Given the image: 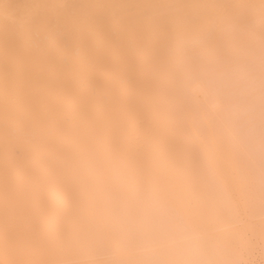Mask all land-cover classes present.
<instances>
[{
	"label": "bare ground",
	"instance_id": "6f19581e",
	"mask_svg": "<svg viewBox=\"0 0 264 264\" xmlns=\"http://www.w3.org/2000/svg\"><path fill=\"white\" fill-rule=\"evenodd\" d=\"M245 105L263 115L264 0H0V264H251Z\"/></svg>",
	"mask_w": 264,
	"mask_h": 264
},
{
	"label": "rangeland",
	"instance_id": "374dc122",
	"mask_svg": "<svg viewBox=\"0 0 264 264\" xmlns=\"http://www.w3.org/2000/svg\"><path fill=\"white\" fill-rule=\"evenodd\" d=\"M247 48H248V47H247ZM250 54H251V53H250ZM246 55H247V56H246ZM252 55H254V54H252ZM252 55H250V56H252ZM232 56L235 57L236 63H239V65H240L241 62H242L241 65L246 64L245 62H247V61L249 62V59H251V58H249V55L247 54L246 50H244V45L241 46V47H240L239 49H237L236 51H234V53H233ZM245 56H246L247 58H244ZM252 59H253V58H252ZM233 60H234V58H233ZM235 60H234V61H235ZM239 61H240V62H239ZM248 62H247L246 65H248ZM233 63H235V62H233ZM212 64H214V63H212ZM231 64H232V63H231ZM251 64H252V63H251ZM232 65H233V64H232ZM235 65L237 66V64H235ZM239 65H238V66H239ZM233 66H234V65H233ZM238 66H237V67H238ZM249 66H250V65H248V67H249ZM234 67H235V66H234ZM234 67H233V68H234ZM230 68H232L231 65H230ZM235 68H236V67H235ZM240 68H242V67H239L238 69L240 70ZM244 68H245V65H244ZM236 69H237V68H236ZM236 72H237V71H236ZM233 73H235L234 70H233ZM235 74H236V73H235ZM235 74H234V75H235ZM238 74H239V73H238ZM240 75H242V73H241ZM240 75H239V76H240ZM235 76H236V75H235ZM237 77H238V76H237ZM241 78L243 79V77H241V76H240V78L238 77V79H236V77H234L233 80H236V81H235V83H236V82L239 81V79H241ZM244 79H246V78L244 77ZM244 79H243V80H244ZM244 81H247V80H244ZM229 83H231V81H230ZM239 83H240V82H239ZM227 84H228V83H227ZM227 84H226V85H227ZM232 84H233V82H232ZM232 84H230V85H232ZM242 84H243V83H242ZM245 84L247 85V82H245ZM245 84H244V85H241V83H240V85H241L242 88L246 87ZM226 85H225L224 87H226ZM234 85H235V84H234ZM234 85H233V86H234ZM237 85H239V84H236V86H237ZM227 86H228V85H227ZM231 87H232V86H231ZM231 87L228 86V87H226V88H227L228 91H229V89H230ZM226 88H224V89H226ZM224 89H223V90H224ZM231 89H232V88H231ZM235 89H236V87L234 88V90L232 89V91H235ZM239 90H241V89H239ZM242 90H243V89H242ZM225 91H226V90H225ZM222 93H224V91H223ZM225 93H228V92H225ZM231 93H232V95L234 94V96L236 95V92H234V93L231 92ZM231 93H229V94H231ZM238 93H242V95H243V92H241V91L238 92ZM238 93H237V94H238ZM244 94H245V93H244ZM227 95H228V94H226L225 97H227ZM232 95H230V97H232V98H230V99H235V97L232 96ZM238 95H239V94H238ZM153 97H154V95H153ZM236 97H237V95H236ZM153 99H154V98H153ZM155 99H156V98H155ZM156 100H157V99H156ZM156 100L154 101V104L157 103V104H155V106H156V105H157V106H160V103H161V102H160V101H159V102H158V101L156 102ZM206 100H207V98H206ZM185 101H186V100H185ZM185 101H183V105H184V104H187V102H185ZM202 101H203V100H202ZM202 101H201V102H202ZM228 101H231V100H228ZM242 101H246V98H245V100H242ZM242 101H240L242 105L246 104V103L243 104ZM246 102H247V101H246ZM202 103L205 104L204 102H202ZM161 104H163V102H162ZM198 104H200V102H199ZM237 104L240 105V103H237ZM242 105H240V107H241V109H240V108H237V106H236V104H235V105H233L232 109H233V108H234V109L236 108V109H237V112H238L239 109H240V111H241V110H242V107H244V106H242ZM246 105H247V104H246ZM246 105H245V108H246V109H247V108H250L249 106L246 107ZM157 106H156V107H157ZM199 106L202 107V105H199ZM199 106H197V107H199ZM203 106H204V105H203ZM234 106H235V107H234ZM183 107H184V106H183ZM185 107H186V105H185ZM238 107H239V106H238ZM186 108H187V107H186ZM245 108H243V109H245ZM236 109H235V113H236ZM252 109H253V108H252ZM181 110H182V109H181ZM184 110H185V109H184ZM184 110H182V111H180V109H179V111L172 110L173 112H172V111H171V112H172L173 116H174V114H176L177 112H182V113H177V114H179L180 116H183V115L185 116V115L187 114L188 117H189V116H190V114H188L189 111H187V113H186V111H184ZM186 110H187V109H186ZM253 110H254V109H253ZM253 110H251V108H250V109H249L250 112H248V113H250V114H249V118H252V119H250V120H254L253 118H255V116H254V117L251 116L252 114H253V115H256V114H254V111H253ZM218 111H219V110H218ZM240 111H239V112H240ZM243 111H244V110H243ZM243 111H242V113H243ZM245 111H246V110H245ZM245 111H244V113H245ZM251 111H252V112H251ZM261 111H262V110H261ZM261 111H258V114H259V113L261 114ZM171 112H170V113H171ZM183 112H184L185 114H184ZM189 113H190V112H189ZM218 113H219V112H218ZM240 113H241V112H240ZM240 113H238V114L241 115ZM246 113H247V112H246ZM246 113L241 115V116H243V117H241V118L243 119V120H241V127H245V128H246L247 125H251V124H252V126H253V125H255V123H257L258 121H262V120H263V123L260 124L261 122H259L257 125L260 124L259 126H262V125L264 124V118H263V117H264V112H263V115H261V116L259 115L260 117L255 118V119H258V118H261V117H262L263 119L256 120V121H255V120H254V121H250L251 124H249L250 122H248L247 124L245 123V120H247V118H248V117L246 116ZM220 114H221V112H220ZM220 114H219V116H217V117H218V120L216 119L217 117H216V118H213V120L216 119V121L214 120L215 123H212L215 127H213V125L211 124V125H212V128H210V129H212V131L217 130V129H214V128L218 127V126H216L215 124H216L220 119H222V118H219V117H221ZM238 114H236V115L239 117ZM244 115H245V116H244ZM173 116L171 115V118H172ZM184 116H183V118L180 117L181 119H178L179 116L177 117V116L175 115V117H174L173 119H171V120H174V122H176L177 125H179L180 123L178 124V122H180L182 119H184ZM256 116H257V115H256ZM176 117H177V118H176ZM185 117L187 118V116H185ZM222 117H223V116H222ZM244 117H247V118L244 119ZM166 118L168 119V117H166ZM188 119H189V118H188ZM175 120H178V121H175ZM179 120H180V121H179ZM186 120H187V119H186ZM213 120H212V121H213ZM238 120H240V118H239ZM183 121L185 122V120H183ZM242 121H244L245 124H244ZM252 122H253V123H252ZM239 123H240V122L238 121V124H239ZM242 123H243V124H242ZM174 124H175V123H174ZM181 124H182V123H181ZM197 124H198V123H195L194 125L197 126ZM199 124H201V123H199ZM199 124H198V126H197L198 129H199V127H200V129H202V126L204 125L203 128L205 127V129H203V130H206V126H205V124H202V125H199ZM217 124H219V123H217ZM177 125H175V128L180 126V125H179V126H177ZM194 125H193V126H194ZM209 125H210V123H209ZM242 125H243V126H242ZM244 125H246V126H244ZM257 125H255V126L252 127V129H253V128H255V129L257 128V130H258V131L255 130V133H253V135L256 134L254 137L252 136V133H251V134H246V133L244 132V129H241V127H240V129H241V131H242L243 133H245V135H246L247 137H249V136L251 135L250 137H252L253 140H254L255 137L257 136V134L259 133V129H261L260 132H261V131L264 132V131H263L264 128L262 129V128H260V127H257ZM181 126H183V125H181ZM196 126H195V127H196ZM197 127H196V128H197ZM210 127H211V126H210ZM248 127H249V126H248ZM250 128H251V127H250ZM258 128H259V129H258ZM177 129H178V128H177ZM179 129H180V128H179ZM200 129H199V130H200ZM213 129H214V130H213ZM247 129H248V128H247ZM252 129H250V131H251ZM245 131H246V130H245ZM250 131H249V132H250ZM214 132H215V131H214ZM257 132H258V133H257ZM217 133H219V132H217ZM220 133H221V132H220ZM220 133H219V135H221L223 132H222L221 134H220ZM243 133H242V134H243ZM223 135L225 136V134H223ZM223 135H222V136H219V139H220L221 137L224 138ZM217 136H218V135H217ZM243 136H244V134H243ZM246 136H245V137H246ZM260 136H263V137H264V133H261V134L259 133L258 136H257L258 139H259ZM226 137H227V136H226ZM245 137H243V140L245 139L244 142H242V139H241V141H240V137H239V139H237V137H236V138H234V140H237L236 143H237V142H238V143H239V142H242V143H246V144H247V143H248V142H247L248 140L246 141V139L251 140L252 138H247V137L245 138ZM178 138H180V136L177 137V141H176V142H175L174 140H173V142H175V144L177 143L178 145L180 144V146H181V143H182V142L180 143V141H183V142H185V141H184V140H181L182 136H181L180 139H178ZM183 138H185V137H183ZM227 138H228V137H227ZM173 139H174V138H173ZM230 139H232V138H229V140H230ZM256 139H257V138H256ZM256 139H255V140H256ZM175 140H176V139H175ZM178 140H179V142H178ZM225 140H226L225 138H224V140H221V139H220V141H223V142H224V143L222 142V143L224 144V147H225V144H227V143L229 142V141L227 142V140H226V141H225ZM232 140H233V139H232ZM262 140H264V139L260 137L259 140L253 142L254 144L256 143V147H255L256 150H255V151L258 150L257 147H259L260 144L264 143V141H262ZM258 141H259V143H260L259 146H258V144H257ZM260 141H262V142H260ZM233 142H235V141H233ZM233 142H232V143H233ZM249 142H250V141H249ZM251 142H252V141H251ZM236 143H233V144L236 145ZM242 143H241V144H242ZM172 144H173V143H172ZM177 144H176V146H177ZM223 144H221V145L223 146ZM239 144H240V143H239ZM249 144H252V143H249ZM228 146L231 147L230 145L227 144L226 148H228ZM236 146L239 147V145H236ZM243 146H246L245 148H247L248 151H251V153L254 152V151H252V149L254 148V146H253V147H251L252 145H251V146H249V145H243ZM248 146L250 147V150H249V147H248ZM261 146H263V147L261 148V152H262V151L264 150V145H261ZM241 147H242V146H241ZM241 147H239V148H241ZM179 148H180V147H179ZM179 148L177 149L176 152H179ZM245 148H244V149H245ZM241 149H243V148H241ZM247 149H246V152H247L248 155L250 156L251 154H249V152L247 151ZM175 150H176V149H175ZM242 151H243V150H242ZM244 151H245V150H244ZM259 151H260V150H259ZM259 151H258V152H259ZM180 152H181V149H180ZM261 152H260V153H261ZM244 153H245V152H244ZM255 153H256V152H255ZM260 153H258V155H257V153H256V154L253 153V154H254L253 157L257 156L259 161L262 159V157H263V159H264V155H263V154H264V151H263V153H261V154H260ZM238 154H239V153H238ZM238 154H236V155L239 156L238 159L241 161V158H242V157L240 158V154H241V153H240L239 155H238ZM259 154H260V155H263V156L261 157ZM180 155H181V154H180ZM236 155H234V158H235ZM242 155H243V154H242ZM248 155H247V156H248ZM244 156H245V155H244ZM181 157H183V156H181ZM236 158H237V157H236ZM259 158H261V159H259ZM263 159L261 160L262 164H260V162H259V164H260L259 167H260L261 165L264 167V165H263L264 160H263ZM239 160H238V162H239ZM235 161H236V159H235ZM263 167H260V169H261V168L263 169ZM262 169H261V170H262ZM263 171H264V170H263ZM263 171L260 172V173H262L261 175H263V177H262L261 175H259V176H261V177L264 179V174H263L264 172H263ZM261 177H259V178H261ZM263 179H260V181H261V185L263 184L262 181L264 182ZM260 181H259V182H260ZM259 182H258V183H259ZM258 183H257V184H258ZM258 185H259V184H258ZM258 185H257V187H258ZM261 185H260V186H261ZM263 185H264V184H263ZM260 188H264V186H263V187H262V186L259 187V189L257 188L258 190H260L261 194H262L263 197H264V193H263V191H261ZM257 192L260 194L259 191H257ZM257 192H256V193H257ZM258 193H257V194H258ZM257 194H255L256 196H255L254 194H252V196H254L253 198L257 197L256 200H258V196H257ZM261 194H260V195H261ZM260 195H259V197H260ZM263 197H260V198H259V201H258V202H259V203H258L259 205H260V203H264V200H262ZM251 199H252V197H251ZM260 199H261V200H260ZM256 200H254V201H256ZM252 201H253V200H252ZM260 201H262V202H260ZM256 202H257V201H256ZM254 204H255V202H254ZM256 204H257V203H256ZM263 205H264V204H263ZM261 206H262V205H261ZM262 207H263V206H262ZM262 207H261V208H262ZM262 210H263V212H264V208H262ZM262 242H264V241H261V242L259 241V242H257V244H255V246H254L255 248H254V250H253V255H252V256L254 257V260H251V259H250V261H252V262L249 261L251 264H264V245L262 244ZM253 257H252V258H253ZM240 262H241V260H239L238 263H239V264H243L244 261L241 262V263H240Z\"/></svg>",
	"mask_w": 264,
	"mask_h": 264
}]
</instances>
